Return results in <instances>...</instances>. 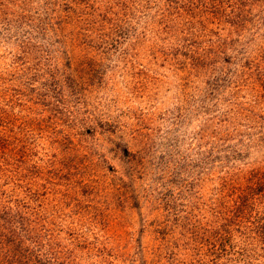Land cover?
Wrapping results in <instances>:
<instances>
[{"label":"rangeland","instance_id":"rangeland-1","mask_svg":"<svg viewBox=\"0 0 264 264\" xmlns=\"http://www.w3.org/2000/svg\"><path fill=\"white\" fill-rule=\"evenodd\" d=\"M14 1L0 2V196L33 223L41 264H203L198 233L214 226L213 156L223 143L201 106L211 68L146 29L163 27L154 0H114L115 17L136 32H115L110 47L98 35L72 38L75 16L63 24L69 37L50 39L54 58L36 46L14 58L21 36L6 40L1 24L20 6L36 29L55 15L50 0ZM263 151L252 146L254 157ZM182 156L188 191L159 172ZM171 189L180 215L198 221L173 213Z\"/></svg>","mask_w":264,"mask_h":264},{"label":"trees","instance_id":"trees-1","mask_svg":"<svg viewBox=\"0 0 264 264\" xmlns=\"http://www.w3.org/2000/svg\"><path fill=\"white\" fill-rule=\"evenodd\" d=\"M50 1L55 15L46 26L37 25L38 29L25 20L28 10L20 2L25 5L27 0L14 1L20 6L17 16L1 24L6 40L15 29L21 36L22 44L11 42L14 58H27L34 52V46L54 58L51 40L69 37L63 32V24L75 16L72 38L98 35L104 47L119 40L115 32L126 35L128 30L131 36L136 32L128 19L119 22V16L115 17L114 0ZM154 3L163 27L146 29L157 36L166 35L171 48L181 51L177 52L179 55L213 71L204 92L207 99L201 100V106L215 119L216 129L223 133L220 137L223 143L213 156L214 226L204 227L212 231L208 235L204 230L198 233L201 263L264 264V151L256 157L252 152V146L264 148V0H154ZM1 107L0 119L6 106ZM1 132L0 150L5 144ZM229 138H236L237 142L230 143L226 140ZM173 158L171 171L168 173L166 165L160 164L159 172L163 180L176 175L175 184L180 185L188 172L182 166L183 156ZM3 163L0 157V165ZM186 183H192L191 179ZM180 186L189 189L188 184ZM179 192L172 190L174 199L169 204L178 217L181 211L174 200ZM7 197V194L0 196V264H41L42 252L33 223L27 221L18 207L9 204ZM192 217L198 221L191 210L181 216L184 221ZM258 243V250L263 253L255 248Z\"/></svg>","mask_w":264,"mask_h":264}]
</instances>
